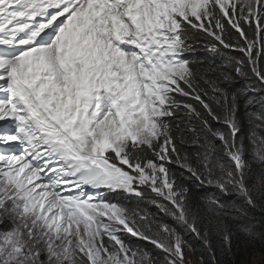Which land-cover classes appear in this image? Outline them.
I'll list each match as a JSON object with an SVG mask.
<instances>
[{
    "label": "snow or ice",
    "instance_id": "snow-or-ice-1",
    "mask_svg": "<svg viewBox=\"0 0 264 264\" xmlns=\"http://www.w3.org/2000/svg\"><path fill=\"white\" fill-rule=\"evenodd\" d=\"M196 38L238 52L244 97L264 94V0H0V264H185L160 214L110 195L161 201L213 257V231L230 250L224 221L247 209L222 197L264 200L246 159L264 164V110L240 135L238 81L197 67ZM168 163L215 192L191 199Z\"/></svg>",
    "mask_w": 264,
    "mask_h": 264
},
{
    "label": "trees",
    "instance_id": "trees-1",
    "mask_svg": "<svg viewBox=\"0 0 264 264\" xmlns=\"http://www.w3.org/2000/svg\"><path fill=\"white\" fill-rule=\"evenodd\" d=\"M233 35L231 39H235V32L232 29H228ZM193 43L197 45V51L200 55L192 58L197 63V67L203 64L205 67L208 65H214L224 71L231 72L235 77L237 83L230 86V91L239 92L241 95L240 110L237 113V120L242 129L240 135H246L249 131V115L252 113H259L264 110V105L260 103V100L264 98V94L260 96H247L244 97V85L247 83L241 77L235 73V67L230 63V58L239 56V53L230 49H225L221 46L220 50L216 53L209 52L205 47L204 38H196ZM264 64V61H261ZM252 83L256 85V90H259L260 84L252 78ZM254 101V102H253ZM215 110L219 113L221 110L215 104H213ZM173 125H179L184 130V135H177V147L180 149L181 155L188 153L194 154L196 148L192 147L193 140L197 133L186 131L185 128L192 127L187 125V122H181L178 117L172 121ZM215 127H220V124L214 122ZM219 142H217L218 144ZM251 162L252 175L249 178V184L251 185L256 176L264 171V164L259 161H253L251 155L246 156ZM172 172L177 174V177H183V180L187 182L186 186L191 188L190 198L193 200L200 199L205 195H212L215 192L213 188L200 187L197 191L198 185L194 180H190L187 172H184L175 163H168L166 165ZM110 200H114L126 207L132 209H146L152 213L160 214V209L164 206L162 202L158 200H152L150 198L136 197L135 195L130 196H109ZM224 202L230 206L239 207L244 205L247 209V217L236 215L231 213L226 221H224L230 229L231 246L230 250L227 246L222 247V241L219 239V234L215 231L212 232L209 237L212 249L215 250V257H213L211 251L205 247V245L182 223L171 218L162 219L167 222L171 227L175 228L176 231L182 235L184 241L191 247L194 254L201 259L203 264H244V259L249 253H257L260 256L258 264H264V200L259 198V193H256V207H248L243 198L239 195H231L227 198L222 197ZM161 215V214H160ZM142 246L147 247V244L138 241ZM150 249V248H149Z\"/></svg>",
    "mask_w": 264,
    "mask_h": 264
},
{
    "label": "rangeland",
    "instance_id": "rangeland-1",
    "mask_svg": "<svg viewBox=\"0 0 264 264\" xmlns=\"http://www.w3.org/2000/svg\"><path fill=\"white\" fill-rule=\"evenodd\" d=\"M160 214H161V216H163L166 219L171 218V220H176L171 215H167V214H163V213H160ZM133 239H135V238H133ZM142 242H144V241H142ZM144 243L147 244L148 248L153 250V254L157 257L158 260L162 259V255L158 251L154 250L152 245L148 244L147 242H144ZM183 251H184L185 264H203L201 259L198 258L194 254L191 247L186 242H185ZM259 261H260V256L257 253H249L244 259V264H258Z\"/></svg>",
    "mask_w": 264,
    "mask_h": 264
}]
</instances>
